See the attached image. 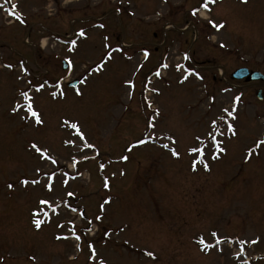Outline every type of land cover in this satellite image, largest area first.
Returning a JSON list of instances; mask_svg holds the SVG:
<instances>
[{
  "label": "rangeland",
  "instance_id": "obj_1",
  "mask_svg": "<svg viewBox=\"0 0 264 264\" xmlns=\"http://www.w3.org/2000/svg\"><path fill=\"white\" fill-rule=\"evenodd\" d=\"M20 1L19 10H10L13 23L0 9V264H264V145L256 148L264 140V99L256 91L264 92V85L230 81L228 75L226 82L213 80L229 54L237 60L230 67L264 74V0H223L196 15L188 9L202 8L204 0ZM208 18L224 27L211 28ZM183 24L188 29L176 31ZM75 31L85 35H76L72 55L55 37L71 38ZM103 40L112 46L109 51ZM52 44L57 50H49ZM69 59L73 71L64 72L59 60ZM48 76L85 80L76 87L83 95L77 97L65 84L64 97L53 99L48 84L37 93L35 87ZM21 91L33 98L42 125L21 119L23 110L12 111L24 104ZM236 96L231 120L222 109H230ZM221 116L237 134L230 137L220 123L218 140L225 152L214 160L206 137L210 122ZM64 119L78 123L94 147L85 148L74 130L62 126ZM197 136L205 140L209 171L202 163L192 169L198 154L188 149L199 146ZM66 139L74 145H65ZM34 142L57 163L39 158L30 147ZM251 148L255 152L245 159ZM53 172L50 192L44 185ZM33 178L40 183L20 184ZM41 199L56 212L39 205ZM38 208L48 213L39 217L45 220L40 229L32 223ZM97 215L102 219L95 220ZM213 231L232 242H222L223 251H201L195 241L203 236L214 243ZM88 243L96 252L91 259Z\"/></svg>",
  "mask_w": 264,
  "mask_h": 264
},
{
  "label": "snow or ice",
  "instance_id": "obj_2",
  "mask_svg": "<svg viewBox=\"0 0 264 264\" xmlns=\"http://www.w3.org/2000/svg\"><path fill=\"white\" fill-rule=\"evenodd\" d=\"M214 2H215V0H204V2L201 4V7L203 9L208 10L209 4L210 3H214ZM244 2H246V0H244ZM12 7L15 8L16 5H13ZM9 14L13 15L14 13H9ZM196 14H197V10L194 9L193 12H192V15H196ZM16 18L19 19V16H17ZM208 25L211 28H213V29H215L217 31H219L221 28L224 27L223 23H216L215 21H213L211 19L208 20ZM101 27H102V25H101ZM79 35L80 36H84L85 33L83 31H81L79 33ZM71 44H72V48H70L69 51H72L74 49V47L76 45V41L75 40L71 41ZM220 46L224 47L223 44H221ZM105 47H107V45H105ZM119 50L120 49H116V51H119ZM144 56H145V58L148 57L147 51H145ZM107 59H111V53L108 54ZM129 59H130V57H129ZM184 59L185 60L188 59L187 55H185ZM69 66L71 67V61H69ZM6 67H11V65H7ZM21 67H22V70L26 71V69H23V65H21ZM100 67H101L100 65H97V69H99ZM162 67L166 68L167 65H163ZM176 67H177L178 71L183 69V65H180V64H177ZM191 74L196 75L197 79H202V77H200L198 73H194L193 72ZM156 75L159 76L160 73L156 72ZM186 79H188V75L187 74L183 76L181 82H183V80H186ZM29 83H31V82H29ZM80 83L81 84L85 83V80H80ZM125 83L128 85L129 88H133L134 87V84H133L132 80H126ZM46 84H47V82L39 84L38 86L35 87V91L37 93L41 92V90L45 88ZM54 87L57 89V91H53V92L50 93L53 99H56L58 96L59 97H64L66 95L64 90L61 88V84L59 82L56 83ZM69 87H71L72 89L75 90V95L77 97L83 95V93L79 89L76 88L75 84H71L70 83ZM20 95L24 99V104L21 105L20 103H17L15 105V107L12 109V111L13 112H17L19 110H23L25 112V115L21 116V119L27 120V119L31 118L32 120H34L36 125H42L44 123V121L41 119V114L37 110H35V108L33 106V98L29 95V92L28 91H21ZM129 95H131V93H129ZM239 100H240L239 96L234 97L233 98V106H232V108L231 109H229V108H223L222 109V112L224 114H226L227 117H230L231 120H235L236 119V116H235L236 106L235 105H236V103ZM148 106L151 107V104L149 103ZM156 114L158 115V112ZM220 123H224L226 125V131L228 133H230L232 136H235L237 134L236 131H235L234 125L231 122L225 120L224 116L218 117L217 119H213L210 122V129L211 130L207 133L206 139H209L211 141V144L213 145V147L215 149V151H213L212 154H211L212 155V159H214V160L219 158V154L220 153L225 152V148L221 146V141L218 140V134H220V135L223 134V133H221L219 131ZM62 126L68 127L70 129L74 130L73 135L78 137L80 141L84 142V147L85 148H93L94 147V145L88 144L86 142L85 135L81 131L80 126H79L78 123L70 122L68 119H64L62 121ZM148 126L149 127H154V124L151 121H149L148 122ZM168 139L171 140V137H168ZM196 141L198 142L199 146H193V147H190L188 149V152H189L190 155L198 154V158L194 159L193 162H192V169H193V171H195L196 167H197V164L198 163H202L203 167H204V170L205 171H209V165L204 162L205 148H206L205 140L201 139L200 136H197L196 137ZM139 143L143 144V143H146V141L145 140H140ZM173 143H174V141H173ZM64 144L65 145H74V141L72 139H66L64 141ZM261 145H264V140H259V141L256 142V148H259ZM30 147H31V149L34 150L35 153L39 154V158L44 159V160H50L52 164H56L57 163V161L55 159H52V157L48 154V149L47 148L39 146L35 142L32 143L30 145ZM162 147L168 148V145L165 144V145H162ZM170 151H171V154H172L173 157L179 158V155H180L179 152H177L175 149H170ZM254 152H255V148L249 149L245 159L250 158L251 155ZM85 158H87V157H85ZM121 159L122 160H127L128 157L127 156H121ZM76 163H77V161L75 160V158H73V164L75 165ZM100 167L103 168L104 166L100 165ZM35 171L39 172L40 169L37 168ZM121 174H123V173H121ZM55 175H56L55 172H53L52 174L48 175L47 176L48 182L44 185V187H46L47 190L50 191V192L53 190V183H54ZM65 175H67V174L65 173ZM39 183H40V181L35 179V178H33L31 180H29V179L20 180V184L23 185V186H28L29 184L36 185V184H39ZM64 183L66 184L67 181H64ZM13 187H14L13 184H11V183L8 184V188L9 189H12ZM104 187L105 188L108 187V182L107 181H105ZM68 195L72 196L73 193L69 192ZM108 203H109V201L105 200L104 203L100 205V211L101 212H104L105 205L108 204ZM38 204L39 205H43V206H47L48 208H50L52 210V212H54V213L56 212V207H54L50 203V201L47 200V199L39 200ZM71 211L75 212L76 209L72 208ZM32 215H33L32 223L34 224V226L37 229H40L42 224L45 222V220L41 219L39 217H41V215H43L44 218H47L48 213L46 211H43V209H39L38 208L37 210L33 211ZM101 219H102V217L99 216V215H97L95 217V220H97V221H99ZM91 223H92L91 220L87 221V224L90 225ZM57 226L58 227H62V225H57ZM87 230L90 231L91 229L88 228ZM71 231H72V235L75 237V239L77 241H79L81 239V237L76 234L75 229L73 228V229H71ZM106 235H107V233H106ZM210 236H211V238L214 239V243H207L203 236L199 237L195 241L197 244H199L201 246V248H200L201 251H209V250L213 249L214 247L217 248L218 251H223V249L219 247L221 245V243L222 242L223 243H231L232 242L227 237L220 236L216 231L211 232ZM57 239H68V237L57 236ZM237 242L239 244H241V245H243L245 243L244 240H239ZM250 242L252 244H256L258 242V240H251ZM77 247L79 248V245H77ZM87 247L91 250V256H90V259H91L92 257H94L96 255L95 248H94L92 243H88ZM241 252H242V249H241ZM144 254L146 256L152 258V259H155V255L151 251H146ZM239 254L240 253H237V255H239ZM32 259H34V257H32ZM101 264H103V262H101Z\"/></svg>",
  "mask_w": 264,
  "mask_h": 264
},
{
  "label": "water",
  "instance_id": "obj_3",
  "mask_svg": "<svg viewBox=\"0 0 264 264\" xmlns=\"http://www.w3.org/2000/svg\"><path fill=\"white\" fill-rule=\"evenodd\" d=\"M233 77L236 78H242L245 77V81H251V80H264V76L262 74H260V72L257 71H252V72H248V70L246 68H240L238 70H236L233 73ZM76 82L72 83L75 84Z\"/></svg>",
  "mask_w": 264,
  "mask_h": 264
},
{
  "label": "flooded vegetation",
  "instance_id": "obj_4",
  "mask_svg": "<svg viewBox=\"0 0 264 264\" xmlns=\"http://www.w3.org/2000/svg\"><path fill=\"white\" fill-rule=\"evenodd\" d=\"M226 72H227V71H226ZM56 83H58V82H55V84H56ZM59 83L62 85V84H63V81L60 80ZM260 90H261L262 98L264 99V92L262 91L263 89L260 88Z\"/></svg>",
  "mask_w": 264,
  "mask_h": 264
}]
</instances>
